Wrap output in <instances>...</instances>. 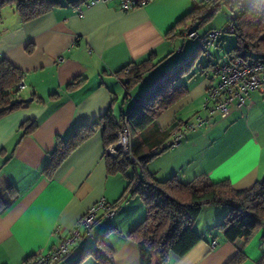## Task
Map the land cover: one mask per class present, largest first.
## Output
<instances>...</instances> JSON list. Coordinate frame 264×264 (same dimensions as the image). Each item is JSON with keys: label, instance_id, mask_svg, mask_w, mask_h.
<instances>
[{"label": "crops", "instance_id": "obj_1", "mask_svg": "<svg viewBox=\"0 0 264 264\" xmlns=\"http://www.w3.org/2000/svg\"><path fill=\"white\" fill-rule=\"evenodd\" d=\"M88 1L61 5L27 22L11 5L1 10L0 57L22 72L24 87L18 95L32 100L0 118V192L8 185L15 190L12 202L0 212V264H21L50 250L58 244V234L67 236L101 197L116 206L114 216L98 219L92 237L76 240L56 264L94 246L101 235L115 250V264H140L137 244L128 233L144 218L145 208L137 196L125 193L121 199L127 177L108 173L101 129L76 147L51 177L43 168L57 138L64 139L74 126L91 124L109 109L115 120L129 112L144 77L172 58L174 38L187 39L189 28L168 31L202 0H151L127 12L116 2L88 6ZM199 28L192 29L203 34L222 27ZM150 54L152 70L126 90L118 72ZM203 74L184 83L187 93L143 131L146 146L164 143L175 125L201 113L211 78ZM24 121L34 122L35 129L23 134ZM210 122L188 132L177 147L153 156L145 164L148 172L159 180L176 176L182 182L205 173L214 181L228 179L235 189L251 187L264 175V93L252 92L246 107L224 118L214 115ZM230 208L205 205L193 225L200 240L182 256H170L168 264H225L240 250L246 255L240 264H256L264 256V227L248 239H225L216 225ZM80 264L97 262L88 257Z\"/></svg>", "mask_w": 264, "mask_h": 264}, {"label": "trees", "instance_id": "obj_2", "mask_svg": "<svg viewBox=\"0 0 264 264\" xmlns=\"http://www.w3.org/2000/svg\"><path fill=\"white\" fill-rule=\"evenodd\" d=\"M86 1L0 0V22L1 10L8 5L14 7L22 22H27L61 5L79 6ZM222 4L234 10V4L240 5L227 21V24L233 22L232 33L235 36L234 46L226 52L228 59L238 56L253 62H264V0H248L244 3L241 0H202L178 20L167 34H172L178 27H201L213 17ZM194 44L196 46L189 53L175 61L147 86L127 114L115 120L109 109L91 124L74 126L64 139L58 137L56 147L43 168V173L51 177L56 167L97 129L102 131L105 147L114 143L115 132L126 119L131 132L129 153H120L116 157L105 153L104 156L108 173H120L127 177L121 199L125 193L137 196L145 208L144 218L128 233L137 244L140 264H168L170 256L179 257L185 254L200 240V235L193 225L202 208L208 204L231 206L228 214L216 225L229 241L248 239L255 231L264 227V175L249 188L235 189L228 179L214 181L205 173H199L191 180L182 182L176 176L159 180L145 168L147 161L168 147L164 146V143L146 146L143 131L153 123L160 111L187 93V86L179 81L184 75L189 74L188 77L191 78L196 74L195 71L188 72L197 58V49L201 47L198 43ZM151 60L150 54L146 59L132 66L130 64L118 72L124 78L126 90L138 83L142 75L152 69ZM214 63L208 58L202 68L211 67ZM21 79L22 72L6 58L0 57V118L25 105L26 102L18 95V83ZM78 81H72L69 86ZM176 126L170 130L171 133ZM21 127L22 133L26 134L33 131L36 124L24 121ZM14 197L15 190L12 185H8L4 193L0 192V212ZM114 255L115 250L101 235L96 238L94 246L81 248L63 264H80L88 257L95 259L97 264H115ZM245 258L246 255L240 250L225 264H240ZM256 264H264V256L258 259Z\"/></svg>", "mask_w": 264, "mask_h": 264}, {"label": "built area", "instance_id": "obj_3", "mask_svg": "<svg viewBox=\"0 0 264 264\" xmlns=\"http://www.w3.org/2000/svg\"><path fill=\"white\" fill-rule=\"evenodd\" d=\"M151 0H89L87 5L97 3L116 2L122 12L144 6ZM79 13L81 10L79 9ZM234 31L233 22H229L225 28L209 29L199 34L194 29L185 32V37L193 43H198L205 48V55L208 57V48L215 46L219 37L225 33ZM57 58V62L62 61ZM211 78L200 107V114L186 121L183 125L177 126L171 137L164 142L168 148L177 147L188 132L194 131L204 124H210L214 115L224 118L233 109L246 107L249 96L252 92L264 93V62H253L241 57H232L226 60H218L211 65ZM19 90L24 87L22 80L18 83ZM116 140L108 145L105 153L116 157L120 153H129L131 132L125 119L122 126L115 132ZM132 160L135 161L133 157ZM116 212V206L99 198L79 218L67 236L58 234L59 242L50 250L34 254L26 258L21 264H56L62 257L67 255L73 244L83 236L92 237V230L98 219L111 220ZM58 233V230H56ZM215 243L212 244L214 246Z\"/></svg>", "mask_w": 264, "mask_h": 264}, {"label": "rangeland", "instance_id": "obj_4", "mask_svg": "<svg viewBox=\"0 0 264 264\" xmlns=\"http://www.w3.org/2000/svg\"><path fill=\"white\" fill-rule=\"evenodd\" d=\"M247 1L248 0H241V2H243V3L247 2ZM7 7L8 6H5L3 8L6 9ZM234 8H235V10L230 8L229 6H227L225 4L220 5V7L216 11V13L213 15V17L208 22L203 24L199 29H201V31H203V29H208L209 27H214V26L224 28L225 25L227 24V21L234 15V12L236 11V9L240 8V5L234 4ZM222 28H220V29H222ZM174 39L175 40H174V45L172 47V54H171L172 58H170L168 61L164 62L162 65H160L153 72L151 71L152 69H150L149 71L146 72V73H148L151 71L150 73H148V75H146L144 77L143 82H141L140 86L141 87L143 86V88H141L142 90H139L140 91V92H138L139 94L137 93L138 94L137 98L142 94V91H144L146 89V87L149 84H151L154 81V79H156V77L158 75H161L163 70H166L168 67L173 65L175 63V61L182 58L184 55H186L188 52H190V50H192L194 48V46H196L189 39H181L180 37H175ZM234 44H235L234 34L233 33H225L219 37L218 45H215V46L208 48V51L210 54L208 57L205 55V52H206L205 48L201 46L199 49H197V58L194 61L192 68L190 69L191 71L188 70V72L191 73V72L195 71L196 72L195 75H198V76H200V74H202V73H204L205 76H211V74H212L211 67L202 68L203 64L206 62V60H208V58L211 59V62H217L219 59H224V60L228 59L226 52L232 46H234ZM183 46H184L183 52L178 53V48L183 47ZM201 71H202V73H200ZM188 75H184L183 78H181V80L179 82H184L187 85L188 80L190 79L188 77ZM170 149H173V148H170ZM71 257L72 256H70V258Z\"/></svg>", "mask_w": 264, "mask_h": 264}, {"label": "water", "instance_id": "obj_5", "mask_svg": "<svg viewBox=\"0 0 264 264\" xmlns=\"http://www.w3.org/2000/svg\"><path fill=\"white\" fill-rule=\"evenodd\" d=\"M24 102H30L32 100V98H23L22 99Z\"/></svg>", "mask_w": 264, "mask_h": 264}]
</instances>
